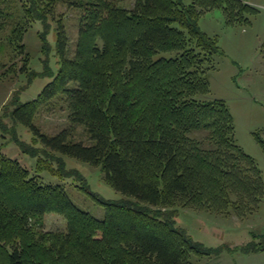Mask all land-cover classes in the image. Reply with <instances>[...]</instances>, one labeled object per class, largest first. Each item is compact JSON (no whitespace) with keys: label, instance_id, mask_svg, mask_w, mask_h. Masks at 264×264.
Segmentation results:
<instances>
[{"label":"trees","instance_id":"16d2710c","mask_svg":"<svg viewBox=\"0 0 264 264\" xmlns=\"http://www.w3.org/2000/svg\"><path fill=\"white\" fill-rule=\"evenodd\" d=\"M56 1L0 0V30L3 19L12 21L7 47L9 59L21 57L19 70L27 72L30 64L23 39L34 21L44 25L38 37L45 73H52L53 47L58 56L52 80L8 113L37 134L32 141L0 122L2 133L36 158L33 173L0 149V264H192L193 255L211 254L176 226L177 211L244 217L258 207L264 182L235 141L226 103L209 96L208 73L218 46L198 20L206 10L221 9L227 24L242 23L256 9L250 0H133L132 8L117 0H71L80 15L69 55L62 24L55 46L47 38L46 20ZM5 66L0 63L1 77L15 72V64ZM59 95L66 100L70 128L83 126L89 144L70 139L69 128L50 136L33 123L37 111ZM255 139L264 152L259 132ZM60 154L100 166L108 185L121 193L105 199L84 183L105 207L104 218L78 207L62 183L37 174H78ZM49 213L62 215L66 228L41 230ZM261 251L264 244L246 248Z\"/></svg>","mask_w":264,"mask_h":264},{"label":"rangeland","instance_id":"374dc122","mask_svg":"<svg viewBox=\"0 0 264 264\" xmlns=\"http://www.w3.org/2000/svg\"><path fill=\"white\" fill-rule=\"evenodd\" d=\"M69 1L71 0L54 2L53 13L48 15L46 20V29L48 41L55 46L56 29L62 24L69 38V55H72L78 35L80 10L69 5ZM191 1L182 0L184 4ZM249 2L256 12L246 15L245 22L227 24L221 9H209L200 15L198 26L203 33L215 40L218 46V51L213 54L212 69L208 73L209 96L222 99L226 103L233 117L235 141L254 160L264 182V152L255 139L256 132L264 138V55L261 51L264 41V0ZM116 3L126 8L133 6V0H117ZM2 24L0 63H6L2 70L15 64V72L6 77L0 76V122L7 128H16L17 137L30 143L37 134L15 123L8 113L18 102L36 98L43 87L52 80L58 69V56L54 54L53 47L49 55L52 73H45L44 53L40 49L38 37L44 25L40 21H34L23 39L25 53L28 52L30 56V64L27 72H22L19 70L22 66L19 54H13L15 57L9 59L12 51L8 50L7 38L13 23L3 19ZM162 55L167 56L169 53ZM4 113L7 114L3 115ZM33 123L40 132L50 136L69 128L70 139L84 144L90 143L83 126L70 128L67 103L62 95L53 98L48 106L41 107L34 115ZM10 135L2 133L0 128L1 152L19 160L35 173L36 158L23 153ZM40 156L43 157V154ZM60 156L64 158L67 168L79 173L72 172V177L63 179L51 175L46 170L37 174L45 181L62 183L70 199L78 207L98 219L104 218L105 207L88 193L89 189L84 188V183H88L92 192L105 199H119L122 197L121 193L108 185L100 166H93L73 157L61 154ZM53 164L56 165L55 162ZM175 219L176 226L183 229L193 241L199 242L206 249H212L209 255H193L192 264H264V251L246 252L250 245L264 244V195L255 211L244 217L235 214L222 215L198 208H181L177 211ZM65 228L66 219L56 213L45 214L40 226L44 231Z\"/></svg>","mask_w":264,"mask_h":264}]
</instances>
